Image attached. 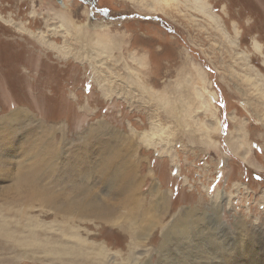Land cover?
I'll use <instances>...</instances> for the list:
<instances>
[{"label": "rangeland", "instance_id": "1", "mask_svg": "<svg viewBox=\"0 0 264 264\" xmlns=\"http://www.w3.org/2000/svg\"><path fill=\"white\" fill-rule=\"evenodd\" d=\"M92 1L113 19L89 15L82 0H0V119L21 111L14 136L0 142L7 167L0 173V264H120L126 252L140 251L131 239L120 243L116 202L104 195L114 177L78 162L88 130L98 150L134 142L139 199L149 207L165 197L166 227L178 213L193 212L198 235L170 236L166 255L185 251L221 264L236 250L237 264H262L264 0ZM80 24L111 31L112 50L95 38L82 41ZM18 143L30 149L22 159ZM240 143L245 152L237 155L231 146ZM47 145L53 169L37 171L33 186L16 192V178ZM71 183L96 186L87 201L108 209L109 225L73 224L64 213L70 190L52 204L36 195ZM221 196L219 220L214 203ZM160 233H149L148 247L158 249ZM238 237L247 240L244 252Z\"/></svg>", "mask_w": 264, "mask_h": 264}, {"label": "bare ground", "instance_id": "2", "mask_svg": "<svg viewBox=\"0 0 264 264\" xmlns=\"http://www.w3.org/2000/svg\"><path fill=\"white\" fill-rule=\"evenodd\" d=\"M164 2L166 4L168 3L167 0H164ZM76 6L79 7L78 4H76ZM80 15L82 17L85 16V11H81ZM61 18L67 22H69L71 19L69 13H64ZM76 30L82 34L80 36L82 38V41H90L93 38H95L96 39L95 42L100 45L102 50L104 51L112 50L110 45H113V44L110 41V37H108V36H111V33H110L111 31L96 32V31L88 30L85 24L84 25L80 24L79 26L76 27ZM159 101L165 106H167L170 111V105L164 99V97L159 98ZM20 113L21 111L16 110L6 115L4 120L1 117L2 119H0V123L5 122V124L7 125H4V126L0 125V134H1L0 142L3 141V139H6L8 136L9 138L10 136H14L12 135L14 132L13 131L14 128L12 129L11 126L12 125L16 126L18 124L17 119H19V115H21ZM24 118H27V116H24ZM103 126L104 125L102 123H99L98 127H103ZM84 136L81 138V140L83 141L80 143V149H79L80 158L78 162L80 163V165L82 162L84 163L83 164L84 166L86 167L87 165L90 166L91 171L96 172L99 175H104L107 177L108 176L114 177V180L113 179L110 180L112 182V184H110L111 189L106 191L104 195L106 196V199L109 198L116 202V205L113 206V208L117 210V214H118L120 243L124 241L127 242L128 239H131L132 244H134L135 247H140V251H137L138 253L134 251V248L133 250H131L132 253L129 254V252L128 253L126 252L125 253L126 256L124 260L120 262V264H216V263L208 262V260H210V257L198 258L193 255H186L187 253L185 251L184 252L181 251V255L178 258L172 259L169 254L166 255L167 251L165 252V248L169 245L170 240H168V238L170 236H173V235L183 236L184 235L185 236L184 238L188 240V239H192L193 236L198 235L199 232L198 230H196L198 227L197 226L193 227L194 225H196L197 220H193L195 216H193V212L188 211L189 210L188 209V210L178 213L177 215L175 214L176 217L174 218V221L171 223L170 226L166 227L162 222V219L166 215V212H167V205H166L167 201L165 197H163V195L157 196L156 200L153 201L152 203L149 202V205H150L149 207L148 206L146 207L145 205H143L144 203L142 204V202L139 199L138 192H137L138 186L140 183L138 168H139L141 159H139L135 155L136 147L133 141H127L125 144H121V145L116 144L113 146L108 145L106 147L101 146L100 148L101 151H99L100 149L98 150L94 146L96 144L93 145L91 142L92 140H90L91 132H89V130L85 133ZM12 139L14 138L12 137ZM3 142H7V141H3ZM241 143L231 146V149L237 155H241L242 152L243 153L245 152V149L243 148L241 149L242 147ZM18 144H19L18 152L21 151L18 157L22 159L30 153L29 152L30 149H26V147L20 145V143ZM52 154H53V150H52V146L50 145H47L46 147L42 149V151L35 154L33 156V160L31 164L29 165V168L26 169V167L24 166L23 169H21V170L26 169V171L16 178L15 183H14V188H15L14 190L20 193V192L26 191V188H31L36 181L35 176L37 174V171L44 169V168L48 171H51L53 169L52 164L50 162ZM93 156H94V159H96L95 161H92L91 159L93 158ZM12 159L14 160V158ZM20 159L18 161L17 159L14 160L15 162H13V165L16 166L20 164L21 163ZM1 165L2 164H0V173L2 170L7 169L6 166H1ZM74 167H78V166H74ZM27 170H29V172ZM71 185L72 186L65 185L64 187L52 186L50 189L44 188L40 192L39 190H37L36 195H38L39 198L45 204H52L53 202L57 201L56 199H60L63 196L67 195L66 191L70 190L73 195V200L70 205L66 206L67 209H65L64 213L71 218L73 224L75 222L77 223L80 221L91 219L90 221L92 220L98 221L100 223L102 222V223L109 225L110 223L107 221L108 220L107 218H111V215L108 214V209L107 210L101 209L102 208L101 205L103 204H100V202L95 201V200H93L90 205L88 204V201H87L88 197L91 195L92 192H94V190L96 189V186L90 185V186L84 187L82 186V184H75V183H71ZM153 193H156V191L154 190ZM101 197L99 198V200L101 199ZM77 198H79V200H77ZM223 198L224 197L221 196L220 199L214 203L216 206L215 215L218 218L223 208V205H222ZM148 220L150 221L147 223V226L144 227V232L146 231L148 232V234H145L144 232L142 233V230H143V226L146 224V221ZM156 227H158L159 230H161V233H160L161 238L159 239L160 242L158 245V249L154 250L153 247H148L147 243H149V237H150L149 233L152 232V230H154ZM240 228L241 227H237L235 230L237 233L239 230L240 231L239 233L243 234L244 231L241 232ZM238 240H239V245L241 244L240 247L238 248L239 249L242 248L241 250L242 252L246 251L248 249V243L246 242L247 240L244 241V243L242 242V239H240L239 237H238ZM171 243H174V242H171ZM237 244H238V241H237ZM125 248H127L126 245H125ZM123 250L124 249L121 248L120 251H118V254H120L121 257L125 255L124 252L122 253ZM221 252H224V251H221ZM250 252H249V255H250ZM235 254H236V250H235ZM235 254H233L234 256L232 257L230 255L231 257L230 259H223L222 261L220 260L222 262L221 264H237L236 262H237V259L239 258H237ZM255 258L259 260L258 259L259 257L258 258L255 257ZM259 261L263 262L262 264H264L263 260H259ZM241 262L244 263V261H241Z\"/></svg>", "mask_w": 264, "mask_h": 264}, {"label": "flooded vegetation", "instance_id": "3", "mask_svg": "<svg viewBox=\"0 0 264 264\" xmlns=\"http://www.w3.org/2000/svg\"><path fill=\"white\" fill-rule=\"evenodd\" d=\"M82 1H84L90 5L89 15H91V16H93V14L100 15V16H103V18H105L106 20H112L113 19L112 17L108 16V14H109L108 9L103 8V7H99V8L94 7V1H92V0H82Z\"/></svg>", "mask_w": 264, "mask_h": 264}, {"label": "water", "instance_id": "4", "mask_svg": "<svg viewBox=\"0 0 264 264\" xmlns=\"http://www.w3.org/2000/svg\"><path fill=\"white\" fill-rule=\"evenodd\" d=\"M58 2H60V0H57Z\"/></svg>", "mask_w": 264, "mask_h": 264}]
</instances>
